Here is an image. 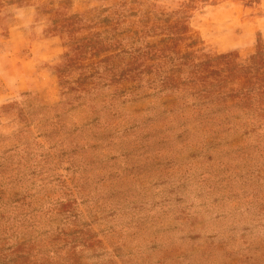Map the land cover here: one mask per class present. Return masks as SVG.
<instances>
[{
  "label": "rangeland",
  "instance_id": "rangeland-1",
  "mask_svg": "<svg viewBox=\"0 0 264 264\" xmlns=\"http://www.w3.org/2000/svg\"><path fill=\"white\" fill-rule=\"evenodd\" d=\"M262 47L264 0H0V264H264V119L184 86Z\"/></svg>",
  "mask_w": 264,
  "mask_h": 264
},
{
  "label": "trees",
  "instance_id": "trees-1",
  "mask_svg": "<svg viewBox=\"0 0 264 264\" xmlns=\"http://www.w3.org/2000/svg\"><path fill=\"white\" fill-rule=\"evenodd\" d=\"M184 86L212 111L235 108L239 116L264 119V49L242 62L233 54L218 55L187 64ZM233 114H228L225 118Z\"/></svg>",
  "mask_w": 264,
  "mask_h": 264
}]
</instances>
